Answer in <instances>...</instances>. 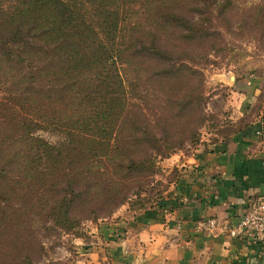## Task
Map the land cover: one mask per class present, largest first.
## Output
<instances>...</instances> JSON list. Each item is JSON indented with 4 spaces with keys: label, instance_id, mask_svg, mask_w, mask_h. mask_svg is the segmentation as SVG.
Segmentation results:
<instances>
[{
    "label": "trees",
    "instance_id": "1",
    "mask_svg": "<svg viewBox=\"0 0 264 264\" xmlns=\"http://www.w3.org/2000/svg\"><path fill=\"white\" fill-rule=\"evenodd\" d=\"M179 1L0 0V72L8 83L0 97L5 113L0 185L5 167L23 173L11 190L2 183L0 205L7 201L5 190L25 195L24 189L37 187L49 196L35 206L43 216L64 229L73 227L67 216L72 191L52 197L59 183L52 179L57 164L63 158L73 163L131 153L139 140L134 135L147 131L131 111L134 83L127 74L146 71L138 61L156 65L149 74L158 80L183 78L200 88L202 73L194 61L184 62L166 49L167 33L179 31L176 41L207 35L176 7ZM37 130L61 139L53 144L34 135ZM5 149L12 156L3 157ZM69 183L67 178L65 186ZM162 192L148 203L131 202L128 210L164 208ZM4 219L0 206V264H31L26 255L16 258L15 236L3 238Z\"/></svg>",
    "mask_w": 264,
    "mask_h": 264
},
{
    "label": "rangeland",
    "instance_id": "2",
    "mask_svg": "<svg viewBox=\"0 0 264 264\" xmlns=\"http://www.w3.org/2000/svg\"><path fill=\"white\" fill-rule=\"evenodd\" d=\"M175 5L197 28L207 32L199 41H176L179 31L165 37L172 56L184 62L192 59V65L201 71L200 88L195 89L183 78L170 83L158 80L149 74L156 65L144 59L138 61L146 71L136 74L138 78L132 70L127 74L134 83L131 111L147 131L134 135L139 140L131 153L123 157L101 155L91 161L81 158L73 163L63 158L57 164L52 179L59 183L52 197L72 191L67 216L73 227L64 229L43 216L35 206L38 199L49 196L37 187H23L25 195L5 190L7 201L0 205L5 216L1 232L3 238L16 237L18 260L26 255L31 264H70L72 235L108 219L120 207L127 210L131 202L153 201L172 173L167 172L166 159L189 152L219 117L225 91L213 80V74L230 69L253 71L264 66V0H180ZM6 79L7 75L0 72V97L7 90ZM4 114L0 109V128ZM34 135L53 144L61 139L58 133L48 130H37ZM12 153L5 149L2 156ZM126 165H130L128 169ZM5 170L0 188L3 184H7L4 189L21 184V170Z\"/></svg>",
    "mask_w": 264,
    "mask_h": 264
},
{
    "label": "crops",
    "instance_id": "3",
    "mask_svg": "<svg viewBox=\"0 0 264 264\" xmlns=\"http://www.w3.org/2000/svg\"><path fill=\"white\" fill-rule=\"evenodd\" d=\"M225 96L216 123L165 161L164 208L126 210L72 235L70 264H264V236L228 229L264 201V66L213 74ZM213 219L209 231L198 227Z\"/></svg>",
    "mask_w": 264,
    "mask_h": 264
},
{
    "label": "built area",
    "instance_id": "4",
    "mask_svg": "<svg viewBox=\"0 0 264 264\" xmlns=\"http://www.w3.org/2000/svg\"><path fill=\"white\" fill-rule=\"evenodd\" d=\"M215 226L213 219H207L198 224V227L209 232ZM232 237L249 234L252 236H264V201L251 204L239 220L228 229Z\"/></svg>",
    "mask_w": 264,
    "mask_h": 264
}]
</instances>
